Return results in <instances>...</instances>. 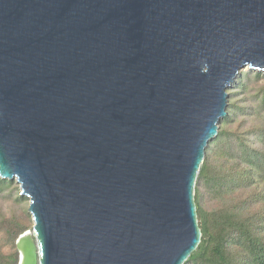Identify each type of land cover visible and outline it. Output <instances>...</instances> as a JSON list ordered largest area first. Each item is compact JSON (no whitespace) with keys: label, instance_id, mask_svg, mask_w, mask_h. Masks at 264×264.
I'll use <instances>...</instances> for the list:
<instances>
[{"label":"water","instance_id":"95a60500","mask_svg":"<svg viewBox=\"0 0 264 264\" xmlns=\"http://www.w3.org/2000/svg\"><path fill=\"white\" fill-rule=\"evenodd\" d=\"M264 0H0V179L17 264H184L195 182Z\"/></svg>","mask_w":264,"mask_h":264},{"label":"trees","instance_id":"16d2710c","mask_svg":"<svg viewBox=\"0 0 264 264\" xmlns=\"http://www.w3.org/2000/svg\"><path fill=\"white\" fill-rule=\"evenodd\" d=\"M227 93L195 182L201 241L184 264H264V74L241 72ZM17 262L0 247V264Z\"/></svg>","mask_w":264,"mask_h":264},{"label":"rangeland","instance_id":"374dc122","mask_svg":"<svg viewBox=\"0 0 264 264\" xmlns=\"http://www.w3.org/2000/svg\"><path fill=\"white\" fill-rule=\"evenodd\" d=\"M8 189L0 194V247L8 254L15 248V240L33 227L28 212L29 200L20 196L19 185L12 180Z\"/></svg>","mask_w":264,"mask_h":264}]
</instances>
